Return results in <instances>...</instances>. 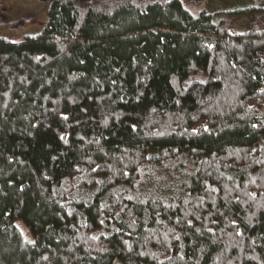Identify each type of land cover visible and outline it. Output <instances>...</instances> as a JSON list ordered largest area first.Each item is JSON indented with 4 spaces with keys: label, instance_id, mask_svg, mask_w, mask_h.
I'll use <instances>...</instances> for the list:
<instances>
[{
    "label": "trees",
    "instance_id": "obj_1",
    "mask_svg": "<svg viewBox=\"0 0 264 264\" xmlns=\"http://www.w3.org/2000/svg\"><path fill=\"white\" fill-rule=\"evenodd\" d=\"M41 1L0 34V264H264V5Z\"/></svg>",
    "mask_w": 264,
    "mask_h": 264
},
{
    "label": "rangeland",
    "instance_id": "obj_2",
    "mask_svg": "<svg viewBox=\"0 0 264 264\" xmlns=\"http://www.w3.org/2000/svg\"><path fill=\"white\" fill-rule=\"evenodd\" d=\"M190 1L188 8L196 16L201 12L205 0ZM227 2L228 0H210L209 7L213 8L219 3L223 6ZM245 3L256 8L264 5V0H233L231 3L228 2V6L232 5L233 8L240 9ZM14 19L18 20L22 26L14 27L10 25ZM24 19L29 21V29L23 27L22 21ZM44 19H46V14L44 12V4L41 0H0V34H3L5 37L21 40L26 36L36 35L40 31V26ZM249 20V16L240 11L231 29L237 30L239 27L240 30H248ZM6 27L8 28L6 29ZM21 228L24 229L22 225Z\"/></svg>",
    "mask_w": 264,
    "mask_h": 264
},
{
    "label": "snow or ice",
    "instance_id": "obj_3",
    "mask_svg": "<svg viewBox=\"0 0 264 264\" xmlns=\"http://www.w3.org/2000/svg\"><path fill=\"white\" fill-rule=\"evenodd\" d=\"M65 119H66V117H65Z\"/></svg>",
    "mask_w": 264,
    "mask_h": 264
}]
</instances>
